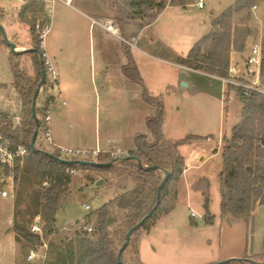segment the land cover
I'll use <instances>...</instances> for the list:
<instances>
[{
  "label": "rangeland",
  "instance_id": "1",
  "mask_svg": "<svg viewBox=\"0 0 264 264\" xmlns=\"http://www.w3.org/2000/svg\"><path fill=\"white\" fill-rule=\"evenodd\" d=\"M6 1L10 2L11 0ZM25 1H27L26 6H31L33 2L32 0ZM100 1L74 0V6L95 19H101L100 21L103 23L109 19L114 20L110 13L94 10V8H98L97 5ZM162 1L165 0H155L156 3ZM166 1L167 6H169L171 0ZM198 1L190 0L191 4L188 8L197 6L194 8L167 11L153 26L144 29L139 39L148 42L150 45L147 47L141 45V47L151 53L153 44L161 43L176 54L186 56L204 35L211 34L210 32L216 33V31L223 32L221 27H213L211 31L210 24L212 20L219 18L227 9L232 7L234 0H204L205 6L201 10L197 5ZM12 4V8L8 9L6 13L0 5V24L4 27L8 40L15 44H29L32 28L40 25L41 30H46L44 36L45 46L50 43V47L53 48V39L57 33L63 31L61 25L52 27L51 33L47 32L51 23L53 24V20L46 18L44 10L41 12L38 10V4L28 14H24L22 8L19 12L18 9L16 10L17 1L13 0ZM47 5L48 7L54 6L55 12L56 8L59 9L60 3L56 5L48 2ZM255 5L257 6L256 10H253L252 7L249 14L245 12L235 13L227 24L231 33L230 42L233 43L232 45L229 44L230 69L235 70V68L241 67L243 70L240 73L230 72L231 79L249 85L255 81L256 74L253 70L257 69L246 66V59L253 44L259 43L264 48V1L257 2ZM157 8V5L154 4L151 11L146 10L145 19H149V15L154 13ZM114 21L116 26L119 27L116 20ZM17 22L22 23L25 28L14 35L15 23ZM72 23L81 29V21L78 17H71ZM119 35L123 36L120 28ZM244 36H247V41L244 50L240 51L239 48L243 44ZM94 37L95 54L94 50L91 51L88 35L84 38L83 46L87 58H84L85 64L83 65L88 71L84 82L87 90L90 91L88 104L95 120L98 123L100 121L101 133L104 135L106 117L110 116L107 113L108 111L115 118L114 121H111L115 133L113 136L118 137V132L127 130L129 125L133 126L134 124L136 125V133L147 135L149 141L153 142L154 137L148 128L147 121L148 118L157 114L158 106L145 101L144 89L139 86L135 88L141 93L133 94L130 100H124L119 96L112 100L104 98L100 86L103 78H101L102 74H100L99 69L103 64V68L107 67L106 69L110 72L112 80L119 79L120 43L119 41L116 43V39L108 37L98 27H96ZM101 37L108 40L107 42L111 45L109 48L112 50V55L106 57L105 61L104 57L102 60L99 56ZM151 41H153V44ZM212 44L210 41L205 48L211 49ZM29 48L34 47L30 46ZM114 51L118 52L119 57L115 55ZM91 53H93V56ZM29 59V57L13 54L10 46L2 36L0 41V109L9 115L14 126H18L22 122L27 106L16 86L13 65L19 66L22 70V76L28 78L31 83H35L37 67L33 60V68H30ZM169 78L170 74L166 73L164 77L154 81V86H161L163 84L162 80L168 81ZM171 78L175 79L172 76ZM154 86L151 89H154ZM176 87L179 88V86ZM167 90L161 87L160 91L163 95L160 98L163 102L164 115L167 118L166 133L164 134L168 138L174 134L176 135L174 137L179 141L185 139L189 134L202 131L207 127H209L210 132L213 131L214 133L220 129L222 132L229 134L230 137L232 129L239 123L242 104L236 90H232L230 94H224L223 100H221L217 91L216 94H199L197 97H191L185 92L183 99L177 100L173 93H168L170 88ZM52 94L55 95L56 99L50 105L51 112L63 106L57 90H53ZM205 117L209 118L208 124L204 122ZM215 133L208 139L200 140L202 142L191 140L180 145L179 153L185 162L184 172L179 179L174 180L169 185L168 195L164 200V206L171 209V214L161 216L158 220L151 222L149 227L141 229L136 237L137 242L144 235L142 254L145 264H214L231 258L252 259L257 262L264 261V204L261 206L257 204L249 223L243 219L223 217L221 214L222 182L220 174L224 168L223 158L221 157L225 144L222 142L221 147H218L219 133ZM92 137L94 143L90 145L93 147L95 146L94 133ZM135 138H131V141H125V145H122L123 142L119 140H110L111 142L101 140L100 142L103 148L109 150L108 152H113L118 151L119 148L122 150L126 147L135 148L133 143ZM110 147H114L115 150ZM45 148L51 151L46 145ZM216 149L217 151L220 150V156L214 155ZM89 153L83 154L82 151L79 156L59 154L62 158H68L69 160L79 158L80 160L96 161L97 155L93 153V150ZM125 155L127 156V152ZM23 168L22 166L24 171ZM1 173L0 177H2ZM68 173L70 174V183L67 186V192L61 199L57 213L56 229L59 231V235L52 236L51 239L60 238L65 234L73 236L76 231L87 226L86 218L90 214L93 216L89 220L90 224L85 228H94L97 221L95 212L106 203L135 187L132 179L122 177L117 173L111 174L104 170L76 168L69 170ZM24 177L27 178L26 181H23ZM36 178L37 174L35 172L26 174L22 171L19 175V182H15V179L12 181L9 176L5 177V187H8L10 196L8 198L0 197V264H14V254L15 264H23L26 257H28L27 252L29 249L22 250L21 245L16 243L15 251H12V253L10 247H12V240L16 236L15 203L19 190L23 187L25 193L30 194L32 185L30 180L35 182ZM99 178H102L105 183L103 186L94 189V181ZM51 180V178L47 179L48 182L44 186H51ZM206 198H209L210 215L205 210ZM86 205H89L90 209H86ZM21 208L25 210L26 205ZM192 213H195L196 217H192ZM136 251L134 246L125 255L126 259L132 264H139ZM42 257H44V252L38 251L34 259ZM213 259L217 260L209 262Z\"/></svg>",
  "mask_w": 264,
  "mask_h": 264
},
{
  "label": "trees",
  "instance_id": "2",
  "mask_svg": "<svg viewBox=\"0 0 264 264\" xmlns=\"http://www.w3.org/2000/svg\"><path fill=\"white\" fill-rule=\"evenodd\" d=\"M32 1L31 6H28L25 12L33 11L34 6L37 4L38 10L43 11V5L39 1ZM262 1L264 0H234V5L212 23L215 28H223V32H211V34L204 36L184 57L176 55L170 48L161 43L153 44L151 54L192 70L201 71L221 79H229L232 77L230 73L229 44L232 45L233 43L230 42L231 33L228 30V21L235 13L245 12L249 14L252 7L256 6L257 2ZM154 4L157 5V10L149 15V19H145L146 10L151 11ZM190 4V0H171L170 6L187 9ZM97 7L94 8L95 11L110 13V16L121 27L123 35L128 39H133L138 36V33L144 27L152 24L158 18L160 13L167 7V1L156 3L155 0H101ZM35 27L31 30L29 46L39 49L42 39L37 34ZM2 36L0 32V41ZM247 36L243 37L240 51L245 48ZM210 41L213 43L211 49L205 48ZM126 54L125 76L129 80L143 85L128 50ZM262 54L259 87L264 90V48H262ZM31 56L37 67L35 83H31L28 78L22 76V70L19 66L13 65L16 86L27 106L22 122L18 126H14L11 119L0 115V133L11 141L12 148L17 149L22 146L29 150L23 162L16 166L15 182H19L21 171L26 174L30 172L37 174L35 182L30 180L32 184L30 194H26L22 189L23 187L19 190L15 203V240L17 244L21 245L22 250L29 249L27 256H29L31 250H34L35 252H44V257L34 260H28V257H26L23 264H120L117 255L126 240V234L131 227L153 210L157 201L158 187L164 174L160 171L140 170L138 163L134 160L122 161L121 158L126 155L116 157L117 162L108 168H94L63 164L52 160L42 152H35L31 148V141L36 128L32 115V100L42 80V75L39 56L35 53H31ZM227 87L228 91H237L242 109L239 115V123L232 129L230 137L226 136L223 139L225 147L222 154L224 168L220 174L222 182L221 214L223 217L243 219L249 223L257 204L260 206L264 204V94L232 84H227ZM144 97L147 103L158 106L157 114L148 118L147 121L154 141L150 142L147 135L139 134L134 140L135 149L130 150L127 156L135 155L139 157L145 167L158 166L169 171L170 178L162 190L161 203L158 209L141 229L148 228L151 222L171 212V209L164 206V200L168 195L169 185L174 180L179 179L184 172L185 162L179 153V147L188 141L199 139L188 136L178 142L166 140L162 131L164 124L163 103L159 98L150 96L146 89H144ZM53 100L54 98L49 93L48 82H46L43 95L38 97L36 105L37 116L41 123L36 147L42 151H48L45 145L41 144V141L46 133V118ZM55 155L61 157L58 150ZM114 159L110 154L100 152L97 154L96 161L111 163ZM76 168L104 170L111 174L117 173L122 177L132 179L135 187L106 203L95 212L97 221L93 233L88 232L85 228L90 224L89 220L93 216L90 214L86 218L87 226L76 231L73 236L65 234L60 238L51 239L52 236L59 235V231L56 229L57 213L61 199L67 192V186L70 183L68 171ZM6 173L8 174V170H6ZM50 178L52 179L51 186H44L48 182L47 179ZM26 179L24 177L23 181H26ZM21 185L23 184L21 183ZM23 205H26L25 210L21 208ZM205 210L210 215L209 198H206ZM36 219L40 221L41 234L31 232V227ZM140 230L132 236L130 245L123 254L122 259L126 264H132L126 259L125 255L134 246L137 250L139 264H143L140 260V238L136 242ZM253 261L248 259V261L232 262L230 264H254ZM259 263H264V261Z\"/></svg>",
  "mask_w": 264,
  "mask_h": 264
},
{
  "label": "crops",
  "instance_id": "3",
  "mask_svg": "<svg viewBox=\"0 0 264 264\" xmlns=\"http://www.w3.org/2000/svg\"><path fill=\"white\" fill-rule=\"evenodd\" d=\"M17 1L18 5L15 6L16 10L19 12L21 11V8L23 9L24 14L30 13V11H26L25 9L28 7L27 1L25 0H14ZM40 3L43 5V10L45 13L46 18L53 20V24L51 23V26L49 29H47V32L51 31V28L57 25H61L62 32L57 33L56 37L53 39V48L49 45L46 46V50L53 61L56 69L59 72V81L58 86L55 89L49 90V93L53 90H57L58 94L60 95V98L62 99L61 104L63 105L58 110L52 111L51 108L49 110V116H50V133L52 138L51 144H45L50 150H54L57 147V150H60L58 148H63L67 150H75V151H83V152H91L93 150V153L100 151L101 153L110 154L111 152H108L109 150L107 148H103L101 140H104L106 142H111L110 140H119L120 142H123L122 145H125V141H131V138L137 137L141 133H136V125L133 124L129 125L127 130H124L122 132H118L119 136H113L115 134L113 132V126L111 121H114L115 118L112 116V113L108 112V117H106V122L104 125V135L101 133V125L100 121L98 123L97 120H95V117H93V113L91 111L90 105L88 104V96H90V91L87 90L85 77L88 75V71H86V68L84 67V58L86 59L87 55L84 51V38L88 35L89 41L91 44V51L95 54V30L96 27H98L101 31H103L104 34H107L108 37H111L113 39H116L115 42L119 41L120 43V75L119 79H111L110 72L106 69L107 67L103 68V64L101 65L99 72L102 74L101 78H103L101 83L102 88V94L105 99L112 100L113 98H123L131 99L133 94L141 93L137 90V86L142 87L143 89H146L148 94L152 97L159 98L161 100V96L163 95L161 90L165 88H170V91L168 93H173L174 97L177 100L183 99L185 92L188 93L191 97H197V95H209V94H216L220 95L221 100H223L224 94H230L231 91H228L227 84L223 82V79L218 78L213 75H209L207 73L192 70L190 68L180 66L178 64L172 63L170 61L164 60L162 58L156 57L153 54L146 51L144 47H147L150 45L148 42L140 40V35L143 32L144 29L147 27L153 26L164 13L171 9H182L180 7L175 6H167L158 16V18L150 25H147L144 27L139 33L138 36L133 39H128L124 35L121 37L120 35H114L99 25H97L95 22L100 21L99 19H95L85 12H83L81 9L74 6V0H63L58 1L55 4L59 5V9L56 8L54 12V6L48 7L42 3V0ZM9 3V4H7ZM13 0L10 2L6 0H0V5L5 10L4 12H8V9L12 8L13 6ZM11 4V5H10ZM197 6H191L187 9L194 8ZM52 9V14L48 15L47 10ZM200 9V8H199ZM201 10V9H200ZM55 13V14H54ZM57 14V15H56ZM74 15V16H71ZM71 17H78L81 21V29L78 28L74 23L71 24ZM213 20L211 22V31L213 29ZM12 25V24H11ZM14 28V35L19 33V30H22L25 28L22 23H15ZM53 25V26H52ZM119 26V25H118ZM120 30L121 27L119 26ZM94 31V32H92ZM122 31V30H121ZM51 33V32H50ZM49 33V34H50ZM211 33V32H210ZM48 34V33H47ZM60 35V36H59ZM62 35V36H61ZM208 35V34H207ZM206 36V35H204ZM203 36V37H204ZM202 37V38H203ZM104 37H101V50L99 56L102 58L104 57V61L106 60V57H110L112 55V50L109 48L111 46L107 41V39H103ZM93 41V43H92ZM135 41V42H133ZM153 41H151L152 43ZM153 44V43H152ZM144 46V47H141ZM18 49H26L29 48V44H17ZM93 47V48H92ZM129 51L132 57V60L137 67L138 73L143 81V85L135 83L131 80H129L125 74H124V67L127 64V54L126 51ZM173 51V50H172ZM174 52V51H173ZM115 55L119 57V54L117 51H114ZM175 53V52H174ZM85 54V55H84ZM93 56V53H91ZM176 54V53H175ZM178 55V54H176ZM23 57H29L30 61L28 64L30 65V68H33V58L31 56V53H27L24 55H20ZM180 56V55H178ZM184 57V56H182ZM237 73H240L243 71L241 67L235 68ZM253 72L256 74L255 81L252 83H258L259 77L257 75V70H253ZM166 73L170 74V78L168 81L162 80L163 84L161 86H154V81L159 80V78L164 77ZM174 77L175 79L171 78ZM152 78V80H151ZM186 90H183V86ZM154 86V89H151ZM176 86H179L177 88ZM44 87V86H43ZM41 88L39 96L43 95L44 88ZM93 87V85H92ZM219 87V88H217ZM229 96V95H228ZM52 97L56 99L55 95L52 94ZM162 102V100H161ZM125 103H127L125 101ZM163 103V102H162ZM131 106V105H130ZM130 109V107H129ZM0 115H4L6 117H9L5 112H3L0 109ZM94 118V121H93ZM204 120L205 124L209 123V118H206ZM167 125V118L164 115V124H163V136L166 140L177 142L176 135H171V137H167L164 133H166V126ZM209 127L203 129L202 131H197L196 133H191L188 136H194L199 139H194V141L205 140L210 138L211 136L219 133V140H218V147H221V144L223 142L224 137L229 136L226 132H222L220 129L218 131L210 132ZM208 130V131H207ZM232 132V131H231ZM94 133V139H95V146H91L90 144H93V135ZM138 134V135H137ZM170 134H172L170 132ZM187 136V137H188ZM186 137V138H187ZM117 138V139H116ZM89 140V141H88ZM92 140V142H91ZM135 140V139H134ZM133 140V141H134ZM183 140V139H182ZM180 141V140H179ZM193 141V140H192ZM88 142H90L88 144ZM134 143V142H133ZM88 144V145H87ZM111 148V147H110ZM112 150H115L114 147L111 148ZM110 149V150H111ZM135 149V148H133ZM131 148L126 147V149H117L118 151L113 152H119V153H128L130 150H133ZM90 154V153H89ZM97 155V154H96ZM214 155L220 156V150L217 149L214 152ZM222 158V157H221ZM102 179V178H99ZM171 214V213H170ZM167 216V215H166ZM144 235L140 239L139 243V251H140V260L143 264V254H142V242H143ZM16 247V240L15 237L12 240V247H10L11 252L15 251ZM12 252V253H13ZM217 259H213L209 262H214ZM15 254H14V264H15Z\"/></svg>",
  "mask_w": 264,
  "mask_h": 264
},
{
  "label": "built area",
  "instance_id": "4",
  "mask_svg": "<svg viewBox=\"0 0 264 264\" xmlns=\"http://www.w3.org/2000/svg\"><path fill=\"white\" fill-rule=\"evenodd\" d=\"M58 1H63V0H42V3L46 6V4L48 2H52L53 4L58 2ZM198 7L200 9H203L205 6V2L204 0H199L197 3ZM257 6H253V10H256ZM52 9H48L47 10V14L50 15L52 14ZM97 25H99L100 27H102L103 29H105L106 31L114 34V35H119V27L116 26L115 21L114 20H106L105 23H103L102 21H98L95 22ZM36 32L37 34L40 35L42 42L40 45V52L42 55V58L44 60V65L46 66V74H47V82H48V86H49V90L55 89L58 86V81H59V72L56 69L53 61L51 60L47 50H46V46L44 43V36L46 33V30H41L40 25H36ZM262 58H263V54H262V46L259 43H255L252 45L251 50H250V54L246 59V66L248 67H254L257 69V75L259 77L260 74V68L262 65ZM230 72H237L236 70H234L233 68L230 69ZM223 81L227 84H232L235 85L237 87H242L246 90H254L260 93L264 94V90H262L259 87L258 83H252V84H244V83H240L239 81L236 80H232L231 78L229 79H223ZM44 88V87H43ZM50 116L48 114L47 118H46V133L44 135V138L41 141V144L45 145V144H51L52 143V138H51V133H50ZM54 147V145H53ZM60 150L59 153H63V154H67V155H75V156H79L80 153L82 151H75V150H67V149H63V148H58ZM57 151V147L55 149V151L51 150L48 152H52L55 154V152ZM29 153V150L26 147H18L17 149H13L12 148V143L9 139L5 138L1 133H0V173L1 176L0 177V197L1 198H8L10 196L8 187H5V177L9 176V179L12 178L11 180L13 181L15 179V170H16V166L17 164H21L24 160V158L27 156V154ZM96 154L100 153V151L95 152ZM83 154H89V152H83ZM126 154V153H125ZM124 153H119V152H111L110 155L112 157H114L115 159H117L116 157H120L122 155H125ZM62 158V157H61ZM64 159V158H63ZM67 160H69L68 158H66ZM74 160H80L79 158L74 159ZM6 170H8V174L6 173ZM6 175V176H5ZM264 187V185H263ZM86 209H90L89 205L85 206ZM192 217H196L195 213L191 214ZM88 232L92 233L94 231L93 227H89ZM31 232L35 233V234H41L42 230H41V225H40V221L39 219L35 220V223L33 224V226L31 227ZM36 256V252L34 250L30 251L29 254V260H33Z\"/></svg>",
  "mask_w": 264,
  "mask_h": 264
},
{
  "label": "water",
  "instance_id": "5",
  "mask_svg": "<svg viewBox=\"0 0 264 264\" xmlns=\"http://www.w3.org/2000/svg\"><path fill=\"white\" fill-rule=\"evenodd\" d=\"M0 32L2 33L4 40L8 43V45L11 48V51L13 54L19 56V55H24L27 53H35L39 56L40 58V64H41V75H42V80L38 86V88L35 91V94L33 96V100H32V115L33 118L35 120V124H36V128H35V132H34V136L32 138L31 141V148L35 151V152H42L44 153L46 156H48L49 158H51L52 160L58 161L60 163L63 164H67V165H80V166H85V167H94V168H108L110 166H112L115 162H117L118 159H114L113 162L111 163H100L97 161H88V160H67V159H63L61 157H58L57 155H55L52 152H48V151H42L40 149H38L36 147V142L39 136V129H40V120L37 116V112H36V105H37V100L40 94V90L41 88L46 84L47 82V74H46V69L44 66V60L42 58L41 52L38 48H26V49H18L17 44L10 42L7 38L6 32L4 27L0 24ZM122 161L125 160H134L138 163V167L140 170H144V171H160L164 174V177L158 187V192H157V201L156 204L153 208V210H151L142 220H140L137 224H135L133 227H131L129 229V231L126 234V240L123 244V246L121 247V249L118 252L117 255V260L120 264H126L123 262V254L124 252L128 249L130 242H131V238L132 236L138 231L140 230L147 221H149L154 212L158 209L160 203H161V193L162 190L164 189L165 184L168 182L169 178H170V172L167 170H163L158 166H152V167H145L141 161V159L135 155L133 156H125L124 158H121ZM104 180L103 179H97L94 181L93 184V188H99L100 186L104 185ZM244 261H248V259H238V258H231L225 261H221V262H217L214 264H230L232 262H244ZM254 264H264V263H259V262H255L253 261Z\"/></svg>",
  "mask_w": 264,
  "mask_h": 264
}]
</instances>
